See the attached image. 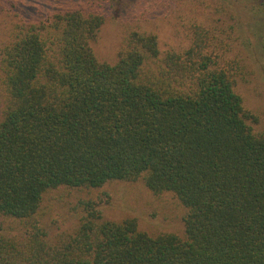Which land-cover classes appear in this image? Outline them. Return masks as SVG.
<instances>
[{
  "label": "trees",
  "instance_id": "1",
  "mask_svg": "<svg viewBox=\"0 0 264 264\" xmlns=\"http://www.w3.org/2000/svg\"><path fill=\"white\" fill-rule=\"evenodd\" d=\"M113 1L0 23V264H264V127L239 92L264 0H143L111 63L94 44ZM112 181L173 193L184 234L91 206L38 225L52 191Z\"/></svg>",
  "mask_w": 264,
  "mask_h": 264
},
{
  "label": "rangeland",
  "instance_id": "2",
  "mask_svg": "<svg viewBox=\"0 0 264 264\" xmlns=\"http://www.w3.org/2000/svg\"><path fill=\"white\" fill-rule=\"evenodd\" d=\"M0 23L9 21L16 12L18 17L26 19H45L60 9L71 5H92L90 0H1ZM143 0H114V17H110L100 31V40L94 44L98 58L102 61L115 62L117 48L125 35L127 15ZM40 14H43V16ZM250 17L246 14V18ZM124 19V20H123ZM264 22V21H263ZM253 47L249 55L254 63L256 74L250 83L242 84L239 92L246 107L259 115L260 121L254 124L257 130L264 127V56ZM0 91V112L3 97ZM94 207L102 212L103 217L112 220L136 218L143 230L154 233L185 232L183 216L186 209L171 192L155 194L142 181H112L92 189H58L45 197L40 209L38 225L53 235L74 227L87 208ZM19 232V230H15Z\"/></svg>",
  "mask_w": 264,
  "mask_h": 264
}]
</instances>
